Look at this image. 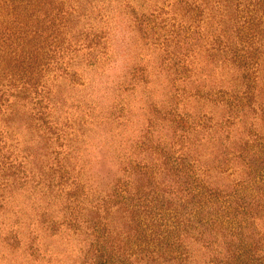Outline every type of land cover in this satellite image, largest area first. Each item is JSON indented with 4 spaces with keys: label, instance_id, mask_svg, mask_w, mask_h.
<instances>
[{
    "label": "rangeland",
    "instance_id": "rangeland-1",
    "mask_svg": "<svg viewBox=\"0 0 264 264\" xmlns=\"http://www.w3.org/2000/svg\"><path fill=\"white\" fill-rule=\"evenodd\" d=\"M38 1L32 17L34 26L40 24L36 37L43 35V20L57 15L49 47L44 36L36 38L49 56L44 53L24 68L14 56H0V264H96L98 258L88 250V223L110 211L117 222L114 231L133 237L137 228L125 221L134 216L122 209L124 202L111 210L90 201L118 182L131 198H156L154 185L161 189L172 173L163 153L146 144L147 131L155 142L179 134L173 114L190 125L199 117L208 124V130L187 134V145L194 144L189 148L196 176L227 195L238 184L248 195L252 183L253 197L263 196L261 184L253 182L264 176V167H251L253 152L245 159L241 154L224 172L205 167L223 153L222 140L225 147L233 141L241 150L249 120L264 137V116L253 118L251 111L264 104V47L255 41L261 51L255 72L257 64L241 50L244 17L258 9L256 4L195 0L199 12L191 13L185 0ZM235 1L241 4L234 10ZM184 26L191 31H182ZM198 30L201 36L193 34ZM94 31L99 32L96 39L89 34ZM218 34L219 50L212 40ZM31 47L29 39L23 52ZM33 65L38 73L29 70ZM252 66L260 101L238 105L232 96H240ZM226 232L225 241L224 235L216 238L214 250L218 246L219 261L230 264L231 253L250 252L244 241L247 247L240 251ZM231 240L239 250L231 248ZM185 247L196 250L198 245L188 241ZM196 259L204 264L202 253Z\"/></svg>",
    "mask_w": 264,
    "mask_h": 264
},
{
    "label": "trees",
    "instance_id": "trees-1",
    "mask_svg": "<svg viewBox=\"0 0 264 264\" xmlns=\"http://www.w3.org/2000/svg\"><path fill=\"white\" fill-rule=\"evenodd\" d=\"M247 1V6L254 8L256 4L258 9L252 11L254 13L251 15L249 14L250 11H247V15L244 17L243 24L245 27L243 24L242 26L245 32L242 35L241 50L243 57L249 59L253 64H257V66L255 69L253 66L248 69L249 72L243 77L244 85L240 96H236L237 94L232 96L233 100L238 99V105L245 103L252 105V102L260 101L256 95V91L259 93L260 88L253 72L259 70L258 61L254 62V60L257 58V54L261 53L259 51L260 45L261 49L264 47V20L262 21L264 18V0H254L256 1L254 4L249 3L250 0ZM36 2L42 3L38 0H0V56H14L20 60L23 68L26 66V62L33 63L34 59L37 61L42 58L44 53L45 56H49V50L40 51L38 46L40 40L36 38L44 36L43 41L48 48L47 44L51 38L49 33L52 31L55 25L54 20L57 17L54 15L48 20L42 19L44 22L43 35L40 34L36 37L35 32L38 31L39 23L34 26L32 21L38 6ZM185 4L191 13L199 12L195 0H185ZM240 4L239 1H235L232 7L235 10ZM258 12L261 13L258 14ZM150 18L151 15L148 14L146 20L149 22ZM35 20L39 19L35 18ZM182 31L187 33L191 29L184 26ZM199 32V30L193 31V34L201 36ZM89 34L96 39L99 32L94 31ZM204 37L206 39L207 35ZM29 39L32 47L28 50L32 49V51L23 52L24 44ZM219 39L220 34L215 35L214 39L212 37L213 42L217 45V50H219L218 46L221 43ZM257 40L261 43L255 48L254 44ZM19 51L20 54H18ZM252 69L253 72H251ZM29 70L38 73L35 65L31 66ZM251 111L254 113L253 118H256L257 113L264 116V104L260 108L251 109ZM177 116L178 118H176ZM202 119L205 118L199 117L195 125H190L188 124L189 119L184 120L179 115L173 114V122L179 128V134L174 133L170 139L162 142H155L150 131H147L146 144L163 153L165 165L170 167L172 173L169 175L170 180L162 183L161 189L158 187V190L157 186L154 185L156 198L149 201L144 196L131 198L123 182H118L104 193L92 197L90 205L114 207L111 210H117V204L124 202L122 209L132 212L134 216L133 218L129 217L125 222L128 224L131 222L130 224L137 228L134 229L136 232L134 236L137 237L136 240H133L134 236L128 237L121 234V231H114L117 222L112 219V216L110 217L111 211L105 217L97 216L91 219L88 223L86 237H90L91 240L89 252L92 253V256L95 253L96 258H98L96 264H198L196 257L199 253L204 256V264H225L224 261H219L222 257L221 252L218 251L220 253L216 255L219 247L216 246L215 250L214 248L217 244V237L224 235L223 240L225 241L226 231L228 236L238 241L240 251L249 245L247 250L250 252L246 254L240 252L236 256L231 253L230 264H264V228L260 226L264 216V191H262L263 196L254 198L251 188L255 186L252 183L248 184L251 185L249 190L252 192L248 191V195H244L245 190L248 189L242 188L243 185L238 184L232 189L233 194L227 195L214 183H207L208 185H206L203 179L196 176L192 170L191 165L196 161L190 157L191 150L189 147H194V144L188 142L187 145L186 142L189 140L187 134L190 129L195 128L208 130V124ZM252 123V120L247 123L250 125L247 127L249 130L245 134V139L248 140L243 141V146L239 144L241 150L234 148L238 143L232 141L225 147V141H221V147L224 151L218 158L215 157L210 163H207L208 165L206 164L205 167H207L208 172L211 170L224 172L225 166L228 167L241 154H243L242 158L245 159L247 154L251 152H253L250 157L251 167L258 170L264 167V137L259 129L253 127ZM219 132L215 131L223 138L225 128L221 126ZM223 139L225 140V138ZM176 146L184 153L177 152ZM252 159L257 160V163L253 164ZM253 183L261 184L264 190L263 175L254 177ZM242 194L245 199L239 198ZM239 200L240 203H238ZM106 202L112 203L113 206L105 204ZM236 215L241 217L240 222L235 220L238 217ZM188 241H191L193 245H198V248L193 250L185 247V243ZM243 241L247 246H242ZM222 243V241L219 243L220 247H222ZM230 246L237 248L232 240ZM141 251L144 253V257H135L136 253Z\"/></svg>",
    "mask_w": 264,
    "mask_h": 264
}]
</instances>
